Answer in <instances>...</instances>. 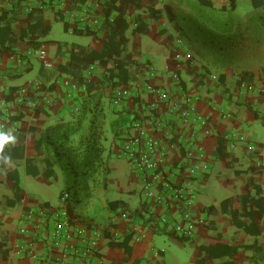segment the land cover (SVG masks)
Returning a JSON list of instances; mask_svg holds the SVG:
<instances>
[{
  "label": "crops",
  "instance_id": "0c3cea01",
  "mask_svg": "<svg viewBox=\"0 0 264 264\" xmlns=\"http://www.w3.org/2000/svg\"><path fill=\"white\" fill-rule=\"evenodd\" d=\"M104 1L23 0L16 4V0H0V27L8 25L15 39L11 53L0 52V133L15 137L14 143H5L0 150V264L51 263L42 233L23 244L18 238L23 214L41 206L57 208L65 186L58 165L53 167L54 175H46V158L51 154L45 144L39 147L38 142L57 121L76 119L94 94L104 103L105 124L115 123L112 145L108 149L103 144L110 173L106 186L103 179L93 185L87 201L67 203L72 222L101 233L99 251L90 257L89 264H199V259L204 264H264V215L259 216L252 204L261 199L264 205L263 16L261 21L239 25L242 36L218 52L202 39L183 35L178 12L189 10L187 1L179 0L184 7L182 3L177 5L178 0H161L160 19L150 16L149 0H140L142 8L124 6L130 27L125 32L122 53L110 61V66H116L118 60L126 63L127 80L117 75L115 83L110 84L105 66L97 65L87 88L69 97L68 88L55 81L87 76L92 63L85 57L92 48L101 51L113 34L110 24L120 11L106 19ZM211 1L217 9H226L231 2L235 10L238 6L237 0ZM250 2L254 8L251 13L264 11V0ZM89 7H96L99 23L95 27L90 26ZM61 17L71 26L88 25L93 34L85 36H90V41L84 44L49 39L46 26L53 20L61 21ZM35 19L42 23L33 35L29 26L35 24ZM138 21L145 23L143 32L133 30ZM20 30L28 33L22 36ZM32 37L42 42L35 54ZM179 38L182 44L177 43ZM34 56L43 66L39 74L26 78ZM49 68L55 72H47ZM226 71L230 72L221 79ZM114 91L122 93L119 105L111 98ZM170 101L183 106L191 103L206 123L170 115ZM148 104L155 106L150 112L144 109ZM122 116L128 118L119 122ZM140 120L148 130L165 132L172 141L163 171L172 172V180L184 189V198L177 200L172 194L169 208L156 204L154 199H143L140 177L123 154L124 141L136 133L134 125ZM197 132L201 133L200 141L188 147L186 143ZM240 136L246 141H239ZM219 139L229 155L227 159L219 155ZM233 142L235 146L231 147ZM196 165L207 168L192 173ZM134 194L140 198L137 206L132 203ZM245 194L249 195L247 207L243 203ZM112 201H117L116 208L109 207ZM186 202L206 223L184 240L171 231L169 223H160L158 215L167 211V219L173 220ZM232 209L244 226L236 225ZM245 209L253 215H245ZM36 222V231H47L45 223L40 219ZM35 223L26 224L30 228ZM252 223L259 227V234L245 230ZM140 230L149 236L136 242L133 233ZM210 234L222 236L236 252L232 256L208 257L202 246L208 245Z\"/></svg>",
  "mask_w": 264,
  "mask_h": 264
},
{
  "label": "trees",
  "instance_id": "16d2710c",
  "mask_svg": "<svg viewBox=\"0 0 264 264\" xmlns=\"http://www.w3.org/2000/svg\"><path fill=\"white\" fill-rule=\"evenodd\" d=\"M23 0H16V4H19ZM86 2L87 0H81ZM120 2L117 4V2ZM151 5L149 6L150 16L154 19H160L163 16L162 2L161 0H149ZM232 0H230L231 2ZM102 12H104L106 19H108L112 13L119 10L120 13L117 17L113 19L110 24V28L113 31L105 42L104 48L101 51H97L94 48L91 49L90 53L85 57L88 63H95L96 65H104L105 71H108V77L110 84L115 83V77L117 75H122V80L126 81L128 78V71L126 69V63L122 61H117V65L111 67L110 61L116 56L120 55L123 51L121 46L125 43V32L130 27L129 22L125 18L124 6L129 4L135 5L137 8H142L140 0H107L103 3ZM193 10H197V17L202 19L203 24L197 20L193 19L191 27L196 24L194 31H185L181 25V30L183 35L186 37H196V39H202L206 41V45L211 47L213 50L221 52L229 44H232L236 37L242 36V28L235 27L234 24H228L214 18H208L210 9H216L214 3L211 0H197L193 2ZM234 2H231L233 7ZM202 6V10L198 9ZM169 8V7H166ZM209 8V9H207ZM203 9H206L204 13L207 12V16H203ZM32 13H29V17ZM31 19V18H30ZM36 20V19H35ZM61 21L64 22V28L66 31H71L80 35H91L93 34L92 29L88 25L79 27L78 25L71 26L68 21L61 17ZM42 23L41 20H36L34 25L29 26L30 34L35 35V32L39 28L38 25ZM187 25V23H185ZM47 30L50 26H46ZM134 32H143L145 30V23L143 21H138L137 26L133 29ZM22 36H25L28 32L23 30L19 31ZM11 29L8 25H3L0 27V52L1 53H11V44L15 42L14 37H11ZM35 38V37H34ZM9 42V44L7 43ZM32 43V54H35L38 48H41L40 41L31 40ZM97 66V67H98ZM115 68L118 69V73H115ZM230 71L220 76L224 79L225 76ZM91 76H84L77 78L78 81L86 83L90 82ZM104 103H102L101 97L98 94L91 96L88 103L83 106L80 115L70 121H57L52 126L48 127L45 131L44 136L38 142V146L45 144L47 151L51 154L46 158V163L48 164V170L46 175H54L53 167L58 165L62 169L64 178V192L69 193L68 205L70 201L79 202L83 199L90 198L92 196L93 185L98 181L103 179V183L106 186L107 177L110 173V167L108 160L105 158V148L103 145L104 136ZM99 118H101L100 121ZM98 119V120H97ZM88 120V121H86ZM87 124V125H85ZM76 134L79 137H76ZM220 157L227 159L229 157L228 153L224 150L223 141L219 139L218 147ZM17 187V186H16ZM249 201V195L245 194L243 196L244 206L247 207ZM117 201H112L109 203L110 208L114 207ZM227 201L223 202L225 205ZM252 204L258 208V215H264V205L261 199H255ZM245 215L252 216V211H247L245 209ZM232 215L234 222L237 226H244L239 219L237 212L232 209ZM246 231L252 232L254 234H259V227H255V223L250 226L244 227ZM119 244V243H112ZM202 251L206 252L208 257H221V256H232L236 252V248L230 246L229 242L220 235H208V245L202 246ZM199 264H204L203 259L198 260Z\"/></svg>",
  "mask_w": 264,
  "mask_h": 264
},
{
  "label": "built area",
  "instance_id": "2783aa9c",
  "mask_svg": "<svg viewBox=\"0 0 264 264\" xmlns=\"http://www.w3.org/2000/svg\"><path fill=\"white\" fill-rule=\"evenodd\" d=\"M88 12L91 14L90 26H97L99 19L96 7H89ZM177 43L182 44V40L179 38ZM40 57L44 58V52L40 53ZM96 69V64H89L87 76H92ZM55 83L67 87L69 97H72L80 89L85 90L87 88L86 83H82L73 77L56 80ZM113 97L114 103L119 105L122 93L114 91ZM153 108H155L154 104L144 106V109L149 112ZM167 108L170 115L180 116L192 123H206V120L189 102L183 106L178 102L170 101ZM134 128L136 133L128 135L124 141L123 154L130 159L131 169L137 172L140 177L142 182L141 192L144 199H154L153 201L156 204L169 208L173 198L172 194L177 200L184 198V189L177 185L178 182L172 180V172L165 174L163 171V167L167 162L168 151L172 147V141L165 132L159 134L158 131L148 130L141 120L134 125ZM200 134L198 132L193 133L191 140L186 145L192 147L200 141ZM238 140L241 142L246 141L243 136H240ZM234 146L235 143H231V147ZM250 147L253 150L255 149L254 145H250ZM206 168L207 165H196L191 172L204 171ZM69 197L67 192L61 194L60 205L52 210L46 206H41L24 213L21 220L24 224L19 228L18 238L23 244L42 233L44 242L51 252L50 264H89L90 257H94L99 251L98 243L101 233L99 231H87V227H79L72 222L67 209ZM188 205L187 202L182 204L179 213L173 220L167 219V211L158 215L159 222L169 223L171 231L184 240L193 237L197 227L206 223L203 218H197L193 211L188 208ZM37 219L45 223L44 226L47 227V231H36V224L39 222H36ZM27 222L36 223L28 228ZM148 236L143 230L135 231L133 240L136 242L144 241L148 239Z\"/></svg>",
  "mask_w": 264,
  "mask_h": 264
},
{
  "label": "rangeland",
  "instance_id": "374dc122",
  "mask_svg": "<svg viewBox=\"0 0 264 264\" xmlns=\"http://www.w3.org/2000/svg\"><path fill=\"white\" fill-rule=\"evenodd\" d=\"M187 1V6L189 10H186L184 12L180 11L178 12V16H180V20H181V25L183 26V30L185 31H190L193 32L194 31V27H197L196 24H193L191 27H189L190 24H192L193 22H191L193 19L191 18H196L197 20H199L202 24L203 21L202 19H199L197 17V10L194 9L193 10V6L194 4L192 3V1L197 2L196 0H184ZM178 2V6L185 5L184 3L180 2L179 0ZM238 2V6L235 10V8H232L230 6V4H228V8L226 9H210L208 11H210L209 13H211L212 15H209L208 18H214L215 21L219 20L228 24H234L235 27H238L239 25L243 24L244 22H249L250 24L255 23L256 21H261V16H263L264 19V11L260 12L258 11L257 13H251V11L254 10L250 0H237ZM182 3V4H179ZM185 7V6H184ZM202 6H199L198 9H201ZM209 9V8H207ZM203 13L205 11H207L206 9H203ZM251 13V14H250ZM248 14V15H247ZM203 16H207V12L203 14ZM251 16V17H248ZM187 23V25L185 24ZM50 29H49V34H48V38L51 40H56V41H62V42H77V41H82L84 44H87V41H90V36H85V35H77L74 34L71 31H66L64 28V23L59 21V20H53L52 23L49 25ZM240 27V26H239ZM185 38L186 35L184 34ZM247 47V42L245 43V48ZM51 51L52 53L54 52V47H51ZM43 66V63L37 58V57H33L32 58V69L29 71V74L26 75V78H33L34 76H36L37 74L40 73V70ZM55 72L54 69H47V72ZM114 98V97H111ZM126 118H128L127 116H125ZM124 116H122V118H118L119 122H122L125 118ZM98 120V119H97ZM101 118H99L98 121H100ZM88 121V120H86ZM102 121V120H101ZM87 125V124H85ZM115 125V123L112 122H108L104 121V136H103V144L108 147V149L110 148V146L112 145L110 143V139L112 138V131H113V126ZM261 126L264 129V125L261 124ZM264 133V131H262ZM76 137H79L78 134H76ZM129 159V158H128ZM130 160V159H129ZM131 167L132 164L130 163ZM50 192V190H49ZM59 190L57 189V193L59 194ZM51 194V192H50ZM143 196V195H142ZM140 198L137 196V194L132 195V203L135 204L134 206H137L139 204V200ZM144 199V197H143ZM86 201L88 200L87 198L85 199ZM74 202V201H72ZM75 203V202H74ZM80 203V202H79ZM84 214H87L84 212ZM163 223V222H160ZM180 238V237H179Z\"/></svg>",
  "mask_w": 264,
  "mask_h": 264
},
{
  "label": "clouds",
  "instance_id": "9594fccd",
  "mask_svg": "<svg viewBox=\"0 0 264 264\" xmlns=\"http://www.w3.org/2000/svg\"><path fill=\"white\" fill-rule=\"evenodd\" d=\"M8 142L14 143L15 137L10 134L0 133V150H2V146Z\"/></svg>",
  "mask_w": 264,
  "mask_h": 264
}]
</instances>
